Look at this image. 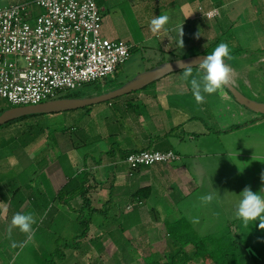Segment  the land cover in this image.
<instances>
[{"label": "crops", "instance_id": "crops-1", "mask_svg": "<svg viewBox=\"0 0 264 264\" xmlns=\"http://www.w3.org/2000/svg\"><path fill=\"white\" fill-rule=\"evenodd\" d=\"M131 1L97 0L105 38L132 46V54L144 50L151 61L171 56L168 62L207 55L226 43L231 84L244 96L264 103L251 97L264 98V0ZM24 3L13 1L5 7ZM159 15L169 18L166 32L151 30L150 21ZM181 26L183 48L178 43ZM193 75L199 79L197 73ZM189 83L178 72L155 83L151 91L97 105L85 112V117L94 121L93 132L85 128L76 138L73 134L54 136L50 152L39 162L38 155L31 157L24 148L13 149L7 157L0 153V264H42L43 257L57 253L62 244L69 247L67 241L72 240L81 244V249L69 247L64 255L74 259L73 264H89L93 255L103 258L112 246L116 247L114 256L118 248L106 236L126 217L131 219L124 233L129 242L153 239L166 222L184 219L191 223L174 204L200 190L185 160L205 157L207 150L202 153L196 148L194 155L188 156L182 150L186 142L206 143L208 157L213 155L220 168L245 176L250 187L254 186L251 190L264 196V149L260 154L239 149L244 141L240 138L247 137L242 144L251 145L259 141L254 138L257 133L264 137V116L239 105L225 87L221 92L204 94V107L208 108H191L183 99L185 93L192 94ZM214 98L225 108H211ZM133 105L136 108H130ZM240 125L241 129L227 132ZM209 138H215L216 143L206 142ZM213 145L219 151L212 150ZM145 150L172 151L179 160L131 172L124 162L127 154ZM249 159L251 162L239 165ZM238 167H244L242 173ZM197 174L206 175L201 170ZM66 187L73 194L60 198L59 192ZM144 188L151 189V197L139 204L134 195ZM83 190L85 197L79 194ZM17 213L33 215L36 222L31 235L18 228L9 233ZM81 221L89 225L86 234ZM28 249L34 259L22 262Z\"/></svg>", "mask_w": 264, "mask_h": 264}, {"label": "built area", "instance_id": "built-area-1", "mask_svg": "<svg viewBox=\"0 0 264 264\" xmlns=\"http://www.w3.org/2000/svg\"><path fill=\"white\" fill-rule=\"evenodd\" d=\"M209 17L212 14H208ZM133 47L103 36L97 0H34L0 8V106H36L102 82ZM179 160L172 151L130 153L131 172Z\"/></svg>", "mask_w": 264, "mask_h": 264}, {"label": "rangeland", "instance_id": "rangeland-1", "mask_svg": "<svg viewBox=\"0 0 264 264\" xmlns=\"http://www.w3.org/2000/svg\"><path fill=\"white\" fill-rule=\"evenodd\" d=\"M13 1L16 3H24L26 0H0V8L5 7L6 3H11ZM143 52L140 50L133 51V54L129 59V61L123 67H121L115 74L109 76L105 84H103L102 82H98L96 84L87 85L80 89L64 93L59 98H64L69 95H75L76 98H85V97L99 95L110 89L118 88L126 84L127 82L135 79L138 75L156 69L162 66L163 64L168 63V61L172 59L171 56L166 55L163 58H156V60L152 59L151 61L150 54H147V52L146 53ZM194 72L196 73V71ZM154 88H155V84L147 87L145 90L151 91ZM140 92L134 93L132 95L139 94ZM129 96L131 95L125 96L123 98H127ZM251 97L260 101H264V98H255L253 96ZM183 99L186 102H190L192 104L191 108H208V106L204 107L203 102L198 103V105H196L197 102L195 101L192 94L188 95L185 93ZM219 100L220 99L218 98H214L213 101H211V105H212L211 108H225V106L219 104L220 102ZM115 101L112 102L115 103ZM105 104H109V103H105ZM3 107L5 108L7 106L6 105L1 106V108ZM96 107L97 105L89 107V109L87 110L82 109L77 111L61 113V114L34 117L32 119L26 120L25 123H20L19 125L13 124L10 127H4V128L1 127L0 153L6 155L7 157L11 155L10 153L12 152L13 149H17L16 150L17 152L24 148L25 152H29L30 154L29 156L36 157V155H39L46 146L52 145V140H50V136H48L47 139L46 138L43 140L41 139L39 142L35 143L34 146L25 148L23 144L29 145L28 144L29 140L26 139L25 142H20L18 138V134L22 132L21 131L22 129L24 130L25 125L27 127V123L28 126L33 124H43L47 126L49 131H53V130L55 131L53 137L69 136L73 134L74 137L76 138V136H81L85 133V128L86 130H92L91 132H93L94 121L89 119V117H85L86 115L85 112L86 113L88 111L90 112L92 108H96ZM130 108H136V107L133 105V107L131 106ZM65 129L66 131H64ZM241 135L242 134H240V136ZM201 138L203 137H200L199 139ZM243 138L240 139L245 141L247 137H243ZM254 138H259V141H254L253 143H251V145L242 144L244 142L243 141L239 144V149L243 147L244 152L250 153L251 151L252 152L255 151V153L259 152L258 154H260L262 152V149H264V144H263L264 137L261 134L260 136H258L257 133V136H255ZM213 140H215V138L213 139L209 138V140H207L206 142H209V144L213 142L215 144L216 141ZM213 147L214 148H211L212 150L215 149L219 151L216 145H213ZM196 148L200 149L202 153H205L206 150L209 151L207 149L206 143L204 144L200 143V145H192L187 142L182 147V150L184 151L185 154L190 156V155H194L193 153H195L194 150ZM207 151L205 157H199V159L190 158L185 160L186 161L185 163L189 168L190 174H192L193 178L197 181L200 190L199 189L196 190V192L188 200L184 202L178 201L176 202V204H174V206H176V210L180 212L182 211L186 215V217L191 221V223H193L192 225L194 229L197 230L200 236H206L210 233L214 234L224 231L226 227H228L229 225L227 224V221H233L237 219L236 209L238 207L241 198V192L246 187L250 189L254 188V186L252 188L250 187V184L247 183L248 181L246 180L245 176H241L240 174L239 175L235 174L234 176V173L232 175L231 174L232 172L226 170L225 167L220 168V164L216 162V160L213 158V155L208 157L209 154L207 153ZM249 162H251L250 159L248 161L240 162L239 165L244 166V163H249ZM239 169H240L239 173H242L244 167H238V170ZM200 170L206 174L205 177L197 174V171ZM12 174L13 173L10 172L9 176H11ZM9 176H5V177H9ZM203 180L205 182H203ZM208 194H213V199L211 201L204 200V197ZM152 238L153 239H148V238L146 239L145 237H142L140 241H132L129 250L133 251L132 248H135L138 251L139 263H142L143 258L153 253L157 254V256L160 259H165L167 257V253L165 252V248H166L165 226L160 225L158 227V230L153 234ZM67 242L69 244L74 243L73 240ZM62 245L56 248V250H58L59 248V250L56 253V256L54 255L56 257V262L58 264H73L74 259L71 258L62 259V257L65 258L64 255L67 254V249H70L69 247H66V245L64 246ZM114 249L116 250V247L112 246L111 251L105 250L104 251L105 257L100 259L101 262L99 264H115V261L113 260V256H112V254L114 253ZM48 251L50 252L51 250ZM29 252H30L29 249L26 250V252H24V255L22 256V262H26V261L32 262V259L34 258L32 255H30ZM51 255L46 256L44 258L45 260L44 262L50 261V259L55 258ZM192 264H203V262L195 261Z\"/></svg>", "mask_w": 264, "mask_h": 264}, {"label": "trees", "instance_id": "trees-1", "mask_svg": "<svg viewBox=\"0 0 264 264\" xmlns=\"http://www.w3.org/2000/svg\"><path fill=\"white\" fill-rule=\"evenodd\" d=\"M64 98H76V96L69 95ZM10 108L13 107L7 106L1 108L0 114ZM87 109L89 108L84 110ZM40 116L46 115L26 116L6 124L3 128L10 127L13 124L25 123L28 119ZM242 127L236 126L227 132L239 130ZM21 131H18L20 132L18 134L20 142H25L26 139L29 140V145L23 144L25 148L34 146L35 143L41 139H47L48 136L53 141V135L55 133L54 130L49 131L48 127L43 124L28 126V123L27 127L25 125L24 130L22 129ZM46 147L36 157L37 161L41 160L42 157H45L50 152V145ZM64 170H66L68 179H71V174L68 169L64 167ZM151 192L150 188H144L136 192L134 199L139 204L144 203L150 199ZM71 194H73V191L69 187L59 192L60 198ZM79 194L85 197L86 192L83 190ZM130 221V217H126L122 224L119 221L120 224L113 226L108 236H106L107 240L113 239L112 241L118 248V253L113 256L115 264H192L195 261H202L203 264H264V229L258 227L259 221L250 222L248 225H245L238 218L232 224H229L224 231L214 234L210 233L206 236H200L197 230L194 229L192 223L187 220L180 219L173 223L166 222L165 252L167 253V257L160 259L157 254L153 253L143 258L142 263L138 261V251L135 248H132L133 251L129 250L132 242H129L124 236ZM80 226L84 228V234L89 231V225L85 224V222L81 221ZM68 246L74 249L75 247L81 249V244L77 241H74L73 244L68 243ZM97 248L99 249V246ZM54 255L56 256V253H53L51 256L55 257ZM44 258L42 259V264H58L56 257L46 262H44ZM62 259L65 258L62 257ZM100 259L97 255H93L88 261L90 264H99L101 262Z\"/></svg>", "mask_w": 264, "mask_h": 264}, {"label": "clouds", "instance_id": "clouds-1", "mask_svg": "<svg viewBox=\"0 0 264 264\" xmlns=\"http://www.w3.org/2000/svg\"><path fill=\"white\" fill-rule=\"evenodd\" d=\"M168 19L166 15L155 16L150 21L151 30L153 32L168 31L165 27ZM178 33V43L183 48L182 26ZM197 36H199V33H197ZM228 58H230L229 46L226 43H220L210 54L200 59L195 66L185 65L182 61H178V65L183 69L181 71L182 79L190 82L192 95L197 103L203 102L204 94H215L221 92L224 87L230 86L231 68L227 63ZM167 67L169 71H172L171 65L168 64ZM194 70H196L199 79L194 77ZM261 181L264 182V173L261 174ZM212 199L213 194L204 197L205 201H211ZM236 216L245 225L259 221L258 227L264 229V196L260 192L254 193L246 187L241 192ZM35 222L33 215L17 213L11 219L9 233L13 228H18L21 232L31 235L32 226ZM12 246L15 247V243Z\"/></svg>", "mask_w": 264, "mask_h": 264}, {"label": "water", "instance_id": "water-1", "mask_svg": "<svg viewBox=\"0 0 264 264\" xmlns=\"http://www.w3.org/2000/svg\"><path fill=\"white\" fill-rule=\"evenodd\" d=\"M205 56L206 55L192 56L165 63L156 69L138 75L135 79L118 88L110 89L99 95L85 98H58L36 106L10 108L0 114V128L10 122L26 116L61 114L118 100L125 96L143 91L147 87L157 83L169 75L181 72L183 69L178 65V61H182L185 65L195 66L198 61ZM168 64L171 65L172 71H169L167 67ZM225 88L230 92L234 100L239 105L244 106L255 114L264 116V103L257 102L244 96L232 84Z\"/></svg>", "mask_w": 264, "mask_h": 264}]
</instances>
